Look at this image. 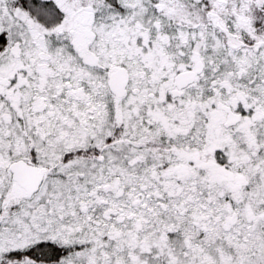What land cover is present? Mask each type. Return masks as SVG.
Masks as SVG:
<instances>
[{"label": "snow or ice", "instance_id": "obj_1", "mask_svg": "<svg viewBox=\"0 0 264 264\" xmlns=\"http://www.w3.org/2000/svg\"><path fill=\"white\" fill-rule=\"evenodd\" d=\"M0 264H264V0H0Z\"/></svg>", "mask_w": 264, "mask_h": 264}]
</instances>
